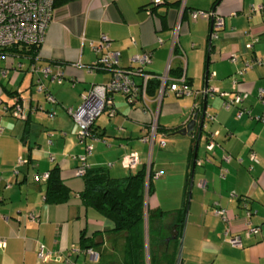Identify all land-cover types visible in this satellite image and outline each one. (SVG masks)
<instances>
[{
  "label": "crops",
  "instance_id": "crops-1",
  "mask_svg": "<svg viewBox=\"0 0 264 264\" xmlns=\"http://www.w3.org/2000/svg\"><path fill=\"white\" fill-rule=\"evenodd\" d=\"M261 6L264 0H66L56 5L35 58L20 51L0 50V241L6 239L0 243V264H66V257L76 264H137L133 258L127 259L123 237L111 230L113 223L83 202L80 192L85 179L76 173L79 156L85 155L90 167L106 166L111 176L121 178L131 173L123 168L121 159L132 152L138 153L139 166L150 161L154 173L159 174L152 178L146 203L151 210L168 212L152 221L157 239H165L155 250L169 259L168 264H264ZM192 9L213 10L221 16L223 26L217 37L210 40V19L192 18ZM179 14L180 30L172 47ZM103 34L118 53L119 67H136L132 56L150 52L152 63L143 66L145 72L160 75L169 62L172 70L184 69L192 90H214L177 97L174 88L180 83L170 74L159 105L158 125L165 130L177 127L180 131L197 110L198 125L205 99L206 115L214 117L204 121L199 141L204 152L198 153V147L195 159L200 163L192 166L190 175L188 157L194 134L160 131L169 146L161 147L157 140L149 156L148 143L141 139L152 113L128 102L121 93L109 95L115 114L101 113L93 124V135L79 138V123L68 108H78L94 84H105L111 78L109 70L94 67L97 55L92 41ZM256 58L261 59L260 64L253 63ZM34 65H50L55 73L62 70L63 80L44 76ZM243 68L236 90L247 97L239 106L226 109L223 101L227 97L220 93L233 96V75ZM39 74L56 102L39 90ZM15 96L27 103L25 117L3 107L14 104ZM195 104L198 106L193 109ZM151 108L153 111L154 105ZM239 108L244 110L238 117ZM210 134L215 145L207 152ZM87 144L92 145L90 152ZM224 155L230 157L228 162ZM206 156L209 160L203 161ZM56 164L72 194L66 201L49 202L45 199L47 181L37 179L36 173L47 172ZM222 168L227 169L225 177L219 176ZM187 177L183 217L178 209L186 199ZM201 180L204 189L199 186ZM219 208L225 209L228 222L214 213ZM248 221L261 226L256 236L246 235ZM175 230L177 237L167 240ZM232 236H239L240 245L229 244ZM42 244L56 256L42 259L38 255ZM90 249L99 252V257H93Z\"/></svg>",
  "mask_w": 264,
  "mask_h": 264
},
{
  "label": "built area",
  "instance_id": "built-area-1",
  "mask_svg": "<svg viewBox=\"0 0 264 264\" xmlns=\"http://www.w3.org/2000/svg\"><path fill=\"white\" fill-rule=\"evenodd\" d=\"M114 1V0H113ZM159 0H154V3H158ZM56 8V0H0V48L15 45V44H38L40 45L45 38L47 28L54 18ZM261 8L264 9L263 6ZM184 4H181L180 14L183 12ZM148 10V9H147ZM150 14V10H148ZM179 14L178 19L173 27V39H172V47L173 44L176 43L177 35L180 30V20L181 15ZM190 15L194 19L207 18L211 21V32H210V40L217 37V31L220 27L223 26V19L220 15H216L213 10H190ZM257 38L255 39V41ZM161 41V40H159ZM111 40L105 34L100 35V37L92 41V45L94 50L96 51L97 59L95 62V66L97 68H102V70H109L111 72V78L105 84L96 83L91 89L83 95L82 104L78 108L69 107V112L73 115V117L79 123V132L78 136L81 140H85L87 137L93 135V124L96 118L103 112H107L109 116L115 114V108H113V101L111 93H121L125 96L128 102H132L138 104L139 107L143 110H148L152 113V121L149 123L147 128L146 135L141 139L142 142L148 143L149 153H151L153 146L156 144V141L159 142V146L165 147L167 142L165 141V134L161 133L158 129V114L159 108L163 99V96L166 95L167 81L170 78L169 70L170 63L166 64L164 73L160 75H151V73L145 72L143 69L144 65L152 63V55L150 52H143L135 54L132 56V61L136 63V67H129V69L121 68L118 65V53L114 52L110 47ZM249 44L247 47H249ZM231 60H236V56L233 54L231 56ZM253 63L260 64L261 59L256 58ZM251 63L246 64L249 67ZM183 69V68H182ZM34 70L37 72H41L44 76L52 75V77L58 81L63 80V71L58 70V72H52V68L50 65H34ZM245 72V68L238 70L236 74L233 75L232 80V88L234 90L233 96H230L228 92H221L220 94L224 97H227L223 101V106L227 109L232 105L239 106L246 97V93H242L236 90V85L238 83V77L242 76ZM158 79L159 87L154 95V97L150 96L147 93V84L149 80ZM186 75L184 74V69L182 70L181 75L176 79L177 82L180 83L178 88H174L176 96L182 95H197L199 93L207 94L208 91L213 92L214 90L204 89L202 92L194 91L189 87L188 82L186 81ZM38 88L39 90H43L45 95L49 101L56 102L57 98L50 91L45 83L43 82L42 76L38 75ZM26 101L24 98L20 96H15L14 104L11 106L9 104H4L3 107L7 111H11L15 116L25 117L26 116ZM0 105L2 102L0 100ZM151 105H154V110L152 111ZM197 104L193 106V109L197 108ZM243 108H239L237 116L243 112ZM204 121L213 120L214 117L210 114L204 115ZM160 138L158 139V137ZM51 141V139H50ZM215 143L213 139V135L210 134L207 137V145L206 150L210 152L213 150ZM87 150L90 152L92 150V145L87 144ZM150 156V155H149ZM226 162L229 161L230 157L224 155L223 157ZM80 164L76 168V173L78 175H83L86 173L87 169L90 165L86 161L85 155H80ZM205 160H209L206 156ZM252 160L256 161V158L253 157ZM21 162H24L25 159L21 158ZM196 163H200V160L196 159ZM141 163L140 157L138 153L132 152L131 154L123 155L121 159V164L123 168L129 169L133 171L139 166ZM147 166H150V161H147ZM111 166V164H109ZM108 166V167H109ZM227 172L226 168H222L220 175L221 177H225ZM159 174H154V177H157ZM49 176V172H44L42 174L36 173L37 179H47ZM199 186L203 189L205 188V182L201 180L199 182ZM214 213L217 216H221L223 220L228 222V217L226 215L225 209L219 208L215 209ZM247 217L250 215V211L246 210ZM34 217V213L31 214ZM261 226L256 225L253 226L250 221H248L245 227V233L247 236L258 234L260 232ZM6 239L2 238L0 243H5ZM229 244L232 246L240 245L239 236H232L229 238ZM93 257L98 258L99 252L90 249L89 250ZM38 255L44 259H50L56 254L46 248L44 244H42L38 250ZM148 254H146L147 256ZM146 264L148 262V256L146 257ZM66 264H76V262L69 257L65 259Z\"/></svg>",
  "mask_w": 264,
  "mask_h": 264
},
{
  "label": "trees",
  "instance_id": "trees-1",
  "mask_svg": "<svg viewBox=\"0 0 264 264\" xmlns=\"http://www.w3.org/2000/svg\"><path fill=\"white\" fill-rule=\"evenodd\" d=\"M66 0H56V5ZM151 11V8H150ZM38 44H15L0 48V50L20 51L27 53L35 58L39 50ZM182 73V69L169 70V75L177 79ZM159 80H149L147 84V93L154 97L158 87ZM187 81V80H186ZM188 82V81H187ZM189 83V82H188ZM159 127V131L165 133H177V127L168 128V130ZM93 129V127H92ZM95 132V129H93ZM196 135L192 137V147L188 157V166L192 170V162L196 147ZM147 164L137 166L131 173L121 178L113 177L109 174L106 166L89 167L83 174L85 179L84 189L80 192L83 202L87 206L93 207L108 221L113 223L111 230L113 233L120 234L123 237L124 252L129 261L133 258L137 264H146L148 256L149 264H168L170 261L166 256L161 257L155 248L164 243L163 237L157 239V234L152 227V221L159 220L161 216L168 212L159 209L158 212L149 209L146 197L152 190V178L154 171ZM47 179V189L45 199L49 202H62L70 198L72 191L63 180L60 173V166L54 165L49 171ZM41 174V173H40ZM188 181L185 188V197L183 207L178 209L184 217L186 213V201L188 198ZM182 217V218H183ZM87 237L82 235V243L85 244ZM159 248V247H158ZM146 254H148L146 256Z\"/></svg>",
  "mask_w": 264,
  "mask_h": 264
},
{
  "label": "water",
  "instance_id": "water-1",
  "mask_svg": "<svg viewBox=\"0 0 264 264\" xmlns=\"http://www.w3.org/2000/svg\"><path fill=\"white\" fill-rule=\"evenodd\" d=\"M205 103H206V99L204 100V103H203V107L201 110L198 125H197V120H198V110H197L194 113V115L192 116L191 121L188 122L184 128H181L180 131L177 132L178 135L182 134V135L192 136L193 134L195 135V131H196V140H195L196 141V147H195V152H193L194 153L193 164H192L193 167H194L195 158L197 155L196 152H197L198 147H199L200 137L202 135L203 127H204V118H205L204 115L206 114V104ZM177 235H178V232H177V230H175L174 234L172 233L171 237L167 238V240L175 238V237H177Z\"/></svg>",
  "mask_w": 264,
  "mask_h": 264
},
{
  "label": "rangeland",
  "instance_id": "rangeland-1",
  "mask_svg": "<svg viewBox=\"0 0 264 264\" xmlns=\"http://www.w3.org/2000/svg\"><path fill=\"white\" fill-rule=\"evenodd\" d=\"M209 122V121H208ZM167 139V138H166ZM168 141V140H167ZM168 146H169V143L167 142V145L165 146L166 148H168ZM203 152H204V145H202V143L200 144V146H199V152L198 153H202L203 154ZM152 153V152H151ZM150 153V154H151ZM149 154V155H150Z\"/></svg>",
  "mask_w": 264,
  "mask_h": 264
},
{
  "label": "bare ground",
  "instance_id": "bare-ground-1",
  "mask_svg": "<svg viewBox=\"0 0 264 264\" xmlns=\"http://www.w3.org/2000/svg\"><path fill=\"white\" fill-rule=\"evenodd\" d=\"M195 161H196V159H195ZM196 163V162H195Z\"/></svg>",
  "mask_w": 264,
  "mask_h": 264
}]
</instances>
